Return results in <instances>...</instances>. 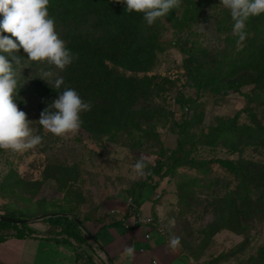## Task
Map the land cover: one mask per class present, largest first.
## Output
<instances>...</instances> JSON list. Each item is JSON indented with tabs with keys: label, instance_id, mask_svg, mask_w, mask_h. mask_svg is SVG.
I'll return each instance as SVG.
<instances>
[{
	"label": "rangeland",
	"instance_id": "374dc122",
	"mask_svg": "<svg viewBox=\"0 0 264 264\" xmlns=\"http://www.w3.org/2000/svg\"><path fill=\"white\" fill-rule=\"evenodd\" d=\"M180 10L181 6L175 13L178 15ZM219 10L212 5L204 9L200 21L191 30L185 28L178 32L163 17L156 21L159 37L153 50V63L148 72L139 73V76H156L152 81V93L155 92V95L151 100L139 103L138 107L143 109H140L138 120L144 125V130L146 128L157 133V141L147 138L143 130L119 135L116 141L107 137L95 139L82 126L68 138L55 137L45 132L39 124L42 112L38 100L22 92L21 110L32 121L30 127L33 134L40 135L42 142L23 153L0 149V214L11 212L29 218L67 211L85 220V215H91V211L102 204H113L114 199L121 201L119 198L134 202V197L130 196L134 190H137L136 198L145 189H150L159 194L155 202L158 206V214L154 215L155 224L168 241L173 236L180 238L178 247L193 264H209L214 257L240 244L243 235L227 228L230 212L235 213L234 210L239 208L240 220L249 228V243L239 255H231L217 264H244L245 259L264 242V219H257L256 216L248 219L247 212L252 201L259 199L264 202V187L247 197L238 177L216 161L218 158L237 159L240 155L230 153L221 141L217 145L194 144L189 152L190 158L203 164L179 167L166 176L153 173L156 161L165 160L176 147L177 128L173 125L183 117V110L176 101L177 94L195 100L186 103V107H190L189 115L200 114L190 128V133L196 138L201 131L207 132L214 126L219 117L238 114L239 122L248 123L243 111L246 106L254 108L264 126V104L254 99L249 101L246 95L252 91L253 84L243 85L240 91L227 94L198 92L186 69L189 51L201 53L199 62L206 71L215 68L227 71L232 64L248 62L249 58L257 55L263 60L264 48L259 47L262 32L251 29L248 31L251 40L248 42L246 39L238 44V37L232 32L233 24L218 27ZM227 12L230 13L229 10ZM89 20L91 24V18ZM249 63L251 66L255 64ZM30 65L26 63V68L20 69L23 78L31 77L34 72L31 70L37 68ZM127 74L137 75L134 72ZM155 81L160 83L156 84ZM162 149L165 156L160 158ZM242 155L253 163H264L262 150L250 146ZM141 157L148 161L143 176L134 171V165ZM68 169L70 173L65 172ZM143 180L149 186L140 192L138 183ZM234 195L240 206L230 205ZM219 209H224L221 217ZM220 222L224 228L212 233ZM53 228L57 227L53 225Z\"/></svg>",
	"mask_w": 264,
	"mask_h": 264
},
{
	"label": "trees",
	"instance_id": "16d2710c",
	"mask_svg": "<svg viewBox=\"0 0 264 264\" xmlns=\"http://www.w3.org/2000/svg\"><path fill=\"white\" fill-rule=\"evenodd\" d=\"M211 5L220 8L218 23L223 25H218L219 28L229 27V24L234 23L230 13L227 12L228 9L223 7L220 0H181L179 14L177 15L176 9H173L163 18L178 32L185 28L191 30L193 25L200 21L202 11ZM125 8L126 5L120 0H49V15L54 18L57 32L75 57L65 70L60 71L55 68L50 70L64 80L59 91H63L66 87L74 88L81 98L91 105L90 111L81 114L83 121L81 126L93 138L107 137L111 141H116L119 135L143 130L147 138L151 137L156 140L157 133L148 131L146 128L144 130V125L140 124V109L143 108H139L138 105L140 102L151 100L155 95V92L152 93V81L154 82L156 76L154 74L139 76V73L148 72L152 66L153 50L157 46L159 34L156 22L149 26L144 21L142 13H128ZM89 18L92 20L91 24H89ZM85 27L87 30H84ZM251 29L262 32L259 47L263 49L264 14L249 18L246 32L248 33ZM5 35L8 34L5 33ZM250 40L247 36V41ZM189 52L186 69L196 91L227 94L230 91H240L243 85L253 84L252 91L246 94L249 101L254 99L257 103L264 104V58L262 60L257 55L252 59L249 58L248 62L240 61V63L232 64V68L227 71H220L218 68L206 71L203 64L199 62L201 53ZM19 55L22 60L31 64L30 66L37 68L31 70L34 72L29 78H23L20 68H17L19 76L17 77L15 102L21 110L23 99L20 95L22 92H27L38 100L39 109L43 112L59 96L57 90L39 77L41 71L49 70V67L46 64L36 65V62L27 61L22 49ZM249 61L255 64L251 66ZM38 69L39 72H37ZM127 72H134L137 75L128 76ZM155 83L160 82L155 81ZM176 101L183 110L182 119L175 121L173 125L177 128L176 147L170 151L165 160L156 161L153 173L166 176L179 167H197L203 162H195L190 158L189 152L192 146L204 143L217 145L221 141L230 153H238L240 156L237 159L218 158L216 161L238 177L241 188L246 190V196L251 197L253 191L264 187V163H253L251 160L244 159L242 155L243 151L250 146L255 150L264 151V126L257 118L254 108L246 106L243 110L246 112L248 123L239 122L238 114L231 117H219L214 126H211L207 132L201 131L200 136L196 138L190 133V128L199 119L200 114L189 115L190 107H186V103L195 101L194 98L177 94ZM188 145L189 148H187ZM161 156H165L163 149L160 152V158ZM164 165H166L165 168ZM69 171V169L65 170L66 173H70ZM147 185L149 186L146 180L138 183L140 192ZM136 191L134 190L133 195H130L134 197L135 209L138 200V197L135 198ZM252 203L247 210L248 219L252 216L264 219V202L256 199ZM230 205L240 206L237 196L234 195L230 200ZM223 210L219 209L220 217ZM238 210L239 208L234 210L236 214L230 212V222L227 228L243 235V240L240 244L214 257L209 264H217L231 255H239L238 253L249 243V228L241 222V213ZM3 216L19 220V222L2 220ZM35 220L50 222L52 226L57 227L58 230L55 232L69 237L73 236L79 242L82 240L80 220L67 211L44 213L29 218H23L11 212L1 213L0 240L10 229L29 232L26 223ZM223 226L224 224L220 222L212 233L224 228ZM245 261L244 264H264V242ZM87 264H94L90 257H88Z\"/></svg>",
	"mask_w": 264,
	"mask_h": 264
},
{
	"label": "clouds",
	"instance_id": "9594fccd",
	"mask_svg": "<svg viewBox=\"0 0 264 264\" xmlns=\"http://www.w3.org/2000/svg\"><path fill=\"white\" fill-rule=\"evenodd\" d=\"M120 2L126 5V12L142 13L149 26L181 6V0ZM220 3L230 12L234 22L232 32L238 37L237 43L244 42L248 36L247 21L264 14V0H220ZM48 4L49 0H0V149L3 150L23 153L42 142L40 135L33 134L30 127L32 121L27 118L26 112L20 110L15 102L17 68H26V61L19 55L21 49L27 61L49 67V70H42L39 77L59 92L58 98L41 113L39 124L45 132L68 138L79 131L83 123L81 114L91 110V105L81 98L76 89L66 87L59 91L64 80L50 70H65L75 57L57 32ZM147 165L148 161L141 157L135 163L134 171L143 176ZM179 245L180 238L173 236L169 247L176 250Z\"/></svg>",
	"mask_w": 264,
	"mask_h": 264
},
{
	"label": "crops",
	"instance_id": "0c3cea01",
	"mask_svg": "<svg viewBox=\"0 0 264 264\" xmlns=\"http://www.w3.org/2000/svg\"><path fill=\"white\" fill-rule=\"evenodd\" d=\"M157 194L145 189L137 196L134 212L151 215L153 224L149 227L135 222L127 213L125 198H119L121 201L114 199L113 204L92 210L85 220L79 219L80 242L55 232L58 229L47 221L26 223L27 233L10 229L0 240V264H87L88 257L94 264H193L179 247H169L165 234L155 224ZM113 209L115 212L109 213ZM146 232L150 237L145 240Z\"/></svg>",
	"mask_w": 264,
	"mask_h": 264
},
{
	"label": "built area",
	"instance_id": "2783aa9c",
	"mask_svg": "<svg viewBox=\"0 0 264 264\" xmlns=\"http://www.w3.org/2000/svg\"><path fill=\"white\" fill-rule=\"evenodd\" d=\"M157 197H159V195L157 194ZM125 206H126V209H127V213H129L130 215H133L134 217V220L135 222H138L142 225H146L147 227H149V225L151 226L153 224V217L151 215H146V214H140V213H135V205H134V202H132L131 199H126L125 200ZM115 212V210H111L109 211V213H113ZM135 213V214H134ZM150 235H149V232H146L144 234V239H149ZM144 248L141 247L140 248V251H143Z\"/></svg>",
	"mask_w": 264,
	"mask_h": 264
},
{
	"label": "water",
	"instance_id": "95a60500",
	"mask_svg": "<svg viewBox=\"0 0 264 264\" xmlns=\"http://www.w3.org/2000/svg\"><path fill=\"white\" fill-rule=\"evenodd\" d=\"M2 220H5V221H8V222H14V221H19V220H15V219H12V218H9V217H5V216H3L2 217Z\"/></svg>",
	"mask_w": 264,
	"mask_h": 264
}]
</instances>
